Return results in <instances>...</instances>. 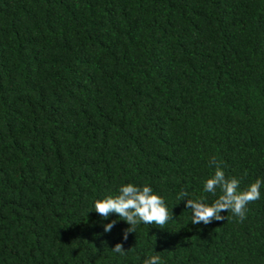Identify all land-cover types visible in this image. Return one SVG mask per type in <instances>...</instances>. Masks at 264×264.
I'll use <instances>...</instances> for the list:
<instances>
[{
	"label": "trees",
	"instance_id": "16d2710c",
	"mask_svg": "<svg viewBox=\"0 0 264 264\" xmlns=\"http://www.w3.org/2000/svg\"><path fill=\"white\" fill-rule=\"evenodd\" d=\"M212 158L264 179V0H0V264H264V186L242 221L177 198ZM127 183L164 228L94 210Z\"/></svg>",
	"mask_w": 264,
	"mask_h": 264
},
{
	"label": "clouds",
	"instance_id": "9594fccd",
	"mask_svg": "<svg viewBox=\"0 0 264 264\" xmlns=\"http://www.w3.org/2000/svg\"><path fill=\"white\" fill-rule=\"evenodd\" d=\"M215 166V172L204 181V191L211 193L217 198L211 203L204 198L193 199L187 191H181L178 199L188 197L186 208L191 211L192 224H209L212 221H223L229 217L222 216L223 211L232 213L241 221L246 218L248 204L255 202L261 197V187L264 186V179H256L246 188H240V181L236 177H226L221 166L215 158L210 160V166ZM217 189L220 194L217 196ZM94 210L104 219L116 214L119 219L127 222L131 227L124 230V240L128 234L136 232L137 225L149 224L164 228L168 220L172 218L163 197L148 186H137L132 183L122 184L118 194H109L103 199H96ZM116 220L104 225L105 232H111ZM112 250L121 255L125 254L122 243H117ZM143 264H161V257L157 253L145 259Z\"/></svg>",
	"mask_w": 264,
	"mask_h": 264
}]
</instances>
